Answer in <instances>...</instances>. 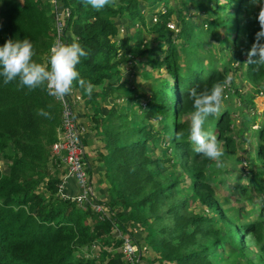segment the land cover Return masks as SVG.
I'll use <instances>...</instances> for the list:
<instances>
[{
  "label": "trees",
  "instance_id": "1",
  "mask_svg": "<svg viewBox=\"0 0 264 264\" xmlns=\"http://www.w3.org/2000/svg\"><path fill=\"white\" fill-rule=\"evenodd\" d=\"M157 1H163L164 4L159 9H151L155 20L150 23L140 5L141 0H118L117 7L106 6L101 11L85 7L80 0H57L56 5L52 4V0H0V46L10 38H28L33 44V60L47 64L49 48L53 44L56 14L59 10L65 13L64 32L70 31L87 52L77 65V70L80 77L90 81L95 88L89 96L78 84L75 85L84 93L89 105L94 109L99 108L101 115L108 119L116 115L125 120L115 125L116 138L106 142L107 152L101 155L112 175L109 179L111 187L114 190L122 187L123 196L125 199L128 196L130 200H126L127 203L143 207L153 218L155 223L152 224L159 225L161 230L156 232H167V236L159 243L163 248V260H168L170 264H215L217 257L226 261L217 250L219 246L226 247L228 243L231 248L227 251L233 252L246 245L245 237L249 234L255 242L261 240L264 218L248 221L243 227L228 220L217 203L212 182H209L211 177L203 169L208 159L194 151L195 146L189 142L190 125L178 118L193 110L192 102L187 100L191 88L210 90L214 83L223 82L231 76V70L235 73L237 67L233 66L229 55L223 57L217 46L213 50L221 68L211 61L206 67L203 64L195 66L193 61V66L187 67L188 71L185 72L186 65L181 62L182 49L188 48L189 40L197 35L199 28L197 24H192L180 6H171L169 0H143L152 5ZM223 1L207 0L205 6H199L205 10L213 3L211 10L217 16L207 20L211 32H214L213 27L218 19L225 29L233 26L230 28L232 45H236L237 38L243 36L245 42L239 52L245 53L250 50L255 33L259 31L256 19L259 8L252 0ZM183 2L179 0L178 4L185 7ZM231 5H236L233 18L226 11L233 7ZM174 12L179 26L175 33L168 26ZM221 12H225L224 16L219 14ZM116 16L125 17L132 23L140 21L136 42L133 43L129 35L114 38ZM199 27L208 30L201 25ZM143 33L148 36L145 41ZM64 38L67 40L65 35ZM148 41L158 43L159 49L163 47V55L159 53L155 57ZM141 54L150 67L163 66L168 74V77H161L158 88L144 102V108L140 105V99L133 101L139 111L143 110L144 117L155 116L160 119L161 133L155 132V135L151 131L153 125L150 120L146 121L147 124L136 126L135 131L126 128L127 117L138 118L142 115L132 104L126 107L115 102L107 106L97 100L98 96L115 97L110 93L123 87V81L114 86L111 79L120 76L122 66L132 65L130 61ZM241 63L245 65L246 78L257 85L256 89L263 88L264 67L257 68L242 59ZM104 80H108L106 84ZM171 88L176 89L173 97ZM252 94H246L244 105L253 103ZM41 108L51 112L53 118L37 116L36 112ZM60 110L59 102L42 88H22L18 80L5 85L3 78H0V156L8 162V171L0 170V264H96L92 258L82 253L76 254L78 250L90 248L95 240V233L84 222L87 215L94 214L93 211L83 210L74 201L62 199L57 194V184L64 170L57 173L45 171L48 163L55 160L52 143L58 135ZM232 111L234 108L228 107L219 116H214L216 136L223 141L227 153L235 152L238 143H241L236 140ZM99 120L106 124L105 120ZM136 131L142 135L141 138L134 136ZM178 133L182 134L179 139ZM170 136L177 149L174 158L166 154L157 156L147 153L149 140L154 143L157 138ZM258 136L261 141L257 144V158L264 164V123L258 130ZM82 141L84 144L83 137ZM169 160L178 161L189 171L193 178L188 186L190 195L211 212H188L185 210L186 199L174 198L180 179L166 176L172 172L167 165ZM251 162L255 165V168H251V175L255 178L252 190L261 195V207L264 209V186L256 183V177L262 170L254 159ZM38 181H42L45 195L36 189ZM166 219H169L170 224H166ZM119 224L124 233L133 234L124 223ZM122 256L121 252L117 253L108 262L128 264ZM259 258L264 262V256Z\"/></svg>",
  "mask_w": 264,
  "mask_h": 264
},
{
  "label": "rangeland",
  "instance_id": "2",
  "mask_svg": "<svg viewBox=\"0 0 264 264\" xmlns=\"http://www.w3.org/2000/svg\"><path fill=\"white\" fill-rule=\"evenodd\" d=\"M141 1L142 2L140 5L146 13L147 21L150 23L151 21L153 22L154 19L151 15V9H159L161 4H164L163 1H157L154 3V5H152L151 2L144 3L143 0ZM178 1L179 0H169L168 2L171 6H180L192 24H197L199 28L197 35H194L193 39L189 40L188 48L182 49L181 62L186 65L185 72L188 71L187 67L193 66V61L195 66H200L203 64L204 67H206V65H208L211 61L216 65V67L221 68L220 61L216 58L217 55H215V51L213 50L217 46L218 49L221 50L223 57L227 58V55H229L233 61V66L237 67L235 69V73H232L233 71L231 70L232 79L230 81V89L226 91L223 107L221 111L215 115L217 117L223 112L225 108L233 107V105L237 107L236 103L238 104L239 101L246 97L247 93H254L257 88L256 84L252 83L246 78L244 74L245 65H242L241 63V59L243 62H245L247 59L245 53L239 52V48L245 42L244 37H238V43L236 45H232V35H230V28H233V26L229 29H225L223 24L219 22V19L216 21L217 24L213 27L214 32H211L207 20L213 19L214 16H217V14L213 13L211 10V5H213V3L208 8L203 10L199 5L202 4L205 6L207 0H182L184 1L183 4H185V7L183 5H179ZM221 1L224 2L223 0ZM236 5H231L233 7H230L226 10L229 11V16L232 18L234 17L233 14L236 12L234 8ZM148 9L150 11H148ZM59 11L63 18L65 13L62 10ZM224 13L225 12H221L219 14L224 16ZM114 22L116 26V34L114 36L115 39L129 35L133 38V43L137 41V33L140 26L139 20H136V23H132V21L126 19L125 17L116 16L114 18ZM170 23H172L173 26L169 27L173 33H175L179 29L175 12L172 14V21ZM199 25L206 27L208 30L200 29ZM212 25H214V23ZM64 35L66 36L67 40L64 38ZM55 38L56 29L54 31L53 44L55 42ZM73 38L76 39V37H74L70 31H66L63 33L61 42L65 43L67 41V43H70L72 42ZM143 38L144 41L148 39L146 33H143ZM148 42L151 44L153 49L152 53L155 57L159 53L163 55V47L159 49L158 43L152 41ZM138 57L139 58L132 59L130 61L132 65H121L123 67V72L121 71L122 74L111 79L114 86L120 83V81H123V87H119L116 91L110 93L115 97L112 99L111 96L106 98H101L98 96L97 100H99L102 104L106 103L107 106H111L115 102L126 107H129V105L132 104L133 108L138 110V112H140L142 115H140L138 118H133L132 116L127 117L126 128H130L132 131H135L136 126L147 124L146 121L150 120V123L153 125L151 131L153 135H155V132L161 133L160 119L156 118L155 116L150 118L144 117L145 115H143V110L142 112L139 111L138 105L133 101L140 99V105L144 108L148 98H150L153 92L158 88L161 77H168V74L163 69V66L158 68L150 67V65L144 62L145 56L142 54ZM107 81L108 80H104V84H106ZM261 89L264 90V87ZM174 90L176 91L174 88L170 89L172 97L175 94ZM74 94H78L80 96L79 99L75 100V109L80 123L85 124H83L85 127L84 132H82L84 144H92L88 150L86 148V158L88 162H90V159H93V155L101 158V154H105L104 150L107 152V147L105 145L106 142L116 138V129L114 128L115 125L118 122L119 124H122L125 120L117 118L116 115H113L111 119L101 115L98 111L99 108L94 109L92 105H89V102H86V96H84V93L75 84L70 95ZM126 94H130V96ZM129 97L132 99H129ZM252 99L254 98L252 97ZM89 108H91V111L88 112ZM240 108L241 107H238V109ZM193 110L184 113L178 118V120H182L186 124L190 125V113ZM231 113L233 117V125L235 126L234 128L237 130L236 140L237 142L241 141V143H238V149L235 152L227 153L223 147V141L219 140L217 137L224 152V155L220 158L223 167L217 168L216 161H211L208 159L207 166L203 169L211 177L209 182H212L217 203L227 215L228 220L232 223H235L236 226L243 227L248 221H258L260 218H264V209L261 207L263 202L261 195L256 193L255 190H252L254 187L255 178H253L251 175V172H253L251 168H255V165L251 161L254 159L255 164H257L262 170L260 171L259 175L257 173L258 176L256 177V183L260 184L261 186H264V164L261 163L257 158V133L252 132L253 127L250 125V120L244 118V116L240 115L238 111H233ZM256 118L259 119L260 123L264 121L263 114L256 115ZM99 119L105 120L106 124L100 122ZM171 120L174 119L172 118ZM204 128L206 131H211L216 135L214 116L207 118ZM95 129L96 132H94ZM134 136L141 138L142 135L136 131ZM260 141L261 140H259V142ZM174 143L175 141L172 140L171 136L164 139L157 138V142L151 143V140L147 142L146 150L150 155L160 156L161 154H166L167 156L169 155L174 158L177 150ZM100 148H103V151L100 150ZM98 153H100V156ZM242 157H245L248 162L242 160ZM54 159L55 162L50 161L48 163V168L47 170L45 169V171L48 173H57L64 170L65 172L63 163L56 157H54ZM7 163V160L0 156V170L7 172ZM104 164L106 163L104 162ZM167 165L170 166L172 172L170 174L167 173L166 176L169 179H171L172 176L178 177L180 179L179 189L177 190V195L174 198L186 199L187 205L185 210H188V212L192 213L211 212V210L208 209L204 204L200 203L198 199L193 198L190 195L188 186L193 178L189 171L184 169V167L178 163V161L169 160ZM105 169L107 170L105 173L106 180L100 181V184H103V182L107 184L108 181H110L109 179L112 178V175L108 172L107 167H105ZM88 183L91 186L93 200H95V198H97L95 190H100L102 187L99 186L98 188L96 182L95 189L91 184L90 175ZM37 185L38 186L36 189L45 195L46 189L43 186L42 181H38ZM69 185L70 183H68V187ZM74 188L78 189L76 184L74 185ZM111 190L113 198L111 201L105 204L106 207L104 206L105 208L103 209L104 213L99 212L102 211V209H91L76 203L78 206L83 208V210L91 209L93 211L94 214L92 216L87 215L84 219V222L89 224L90 229L95 233V240L90 248L82 251L78 250L76 254L82 253L83 255L92 258L96 264H110L108 261L117 256V253L121 252V240L119 239V234H124V236H127L125 235L124 231H122V228L120 229L119 227V223L121 222L132 231V235L137 243L138 249L134 256V262L136 264H170L168 260L162 259L163 248L159 244L161 242L160 240L164 236H167V232H156L161 230L158 227L159 225L157 226L152 224V222H154L153 218L151 215H148L146 211H144L143 207L139 208V205H134L130 202L127 203V201L130 200L128 199V196L126 199L123 196L124 193L122 187H116L115 190L112 187ZM71 192L75 193L76 190ZM105 192L106 191H104V193H99L105 195ZM110 203L112 205H110ZM91 204L96 205L97 203L91 202ZM136 220H140L141 222L138 221V223ZM165 222L166 224H170L169 219H166ZM230 248L231 245L228 243L226 247L225 245H222L217 248L218 252L224 256L226 261H221V259L217 257L215 264H264V262L259 258L261 255L264 256V228L261 240L256 241L254 247L244 245L243 247L237 248V250L233 252L227 251ZM122 258L126 263L127 260L124 255Z\"/></svg>",
  "mask_w": 264,
  "mask_h": 264
},
{
  "label": "clouds",
  "instance_id": "3",
  "mask_svg": "<svg viewBox=\"0 0 264 264\" xmlns=\"http://www.w3.org/2000/svg\"><path fill=\"white\" fill-rule=\"evenodd\" d=\"M80 2L85 7L90 6L96 11H101L106 6H118V0H80ZM252 3L259 8L256 17L259 31L255 33L254 43L245 55L246 64H254L259 68L264 67V0H252ZM52 4L56 5L57 0H52ZM151 15L155 20L154 15ZM34 55L33 44L28 38L20 40L10 38L0 46V78H3V83L8 85L18 80L22 88L26 87L29 90L42 88L49 96L61 101L72 93L74 84H78L89 96L92 95L95 86L81 78L77 70L81 58L87 55L78 40L73 38L70 43H54L50 48L47 64L34 61ZM231 79L232 77L229 76L223 82L214 83L210 90L198 91L193 87L187 95V100L192 102L194 109L190 113L189 142L195 146L194 151L197 154L216 161L217 168L223 167L220 158L224 152L216 136L217 129L215 135L211 131H206L204 125L208 117L215 116L221 111L226 91L230 89ZM252 97L253 103L244 105V97L238 104L236 103L237 107L233 106V108L234 111H238L240 115L250 120L252 132L257 133V144H259L258 130L264 121L260 123L256 115H264V90L256 89ZM238 107L241 108L238 109ZM36 115L45 119L53 118L52 113L43 108L37 110ZM181 135L178 133L177 138L179 139ZM242 160L248 162L245 157H242ZM245 243L250 247L255 246V240L251 234L245 237Z\"/></svg>",
  "mask_w": 264,
  "mask_h": 264
},
{
  "label": "built area",
  "instance_id": "4",
  "mask_svg": "<svg viewBox=\"0 0 264 264\" xmlns=\"http://www.w3.org/2000/svg\"><path fill=\"white\" fill-rule=\"evenodd\" d=\"M173 26L172 23H169ZM56 38L55 42H61L64 33V22L60 15V11L56 14L55 21ZM52 47V46H51ZM50 55V51L49 54ZM49 58V56H48ZM48 62V60H47ZM227 84L225 85V87ZM78 94L69 95L63 101L57 100L60 104V125L58 128L57 139L52 143V151L56 158L63 163L65 168L64 174L61 176L57 184V194L62 199H68L75 203L81 204L91 209L101 210L104 213L106 207L104 203L99 202L96 198L93 200L91 186L88 183V160L86 158V149L82 141V132L85 127L79 122L75 109V100L79 99ZM73 180L77 185L76 192L69 190L68 183ZM91 202L97 203L96 205ZM105 206V207H104ZM124 236L119 234L121 240V252L125 256L128 264H136L134 256L138 249L137 243L130 233ZM137 258V256H136Z\"/></svg>",
  "mask_w": 264,
  "mask_h": 264
},
{
  "label": "crops",
  "instance_id": "5",
  "mask_svg": "<svg viewBox=\"0 0 264 264\" xmlns=\"http://www.w3.org/2000/svg\"><path fill=\"white\" fill-rule=\"evenodd\" d=\"M105 105H107V104L105 103ZM89 111H91V108L88 109V112ZM78 119H79V117H78ZM79 122H80V120H79ZM94 132H96V129H95ZM100 145H101V143H100ZM91 146H92V144L86 145L87 150ZM100 150L103 151V148H100ZM104 153H105V150H104ZM98 155L100 156V153H98ZM101 158L96 156V155H93V159H90V162H89V165H90V167H89L90 168L89 175H90L91 184L93 185V187L95 189H96V187H95V183L96 182H97L98 188H99V186L102 187V188H100V190L99 189L95 190V194H96L97 198L100 199L102 202H106L107 203V202L111 201V199L113 198L112 190H111L112 187H111L110 181H108V180H107L108 181L107 184H105L104 182H103V184H100V181L106 180V177H105L106 174L105 173L107 171L105 169V167H107L106 164H104L105 161H104V159H101ZM74 185H75V183L73 182V180H71L70 181V185H69V190H71V191L76 190L74 188ZM104 191H106L105 195L104 194L102 195V194L99 193V192L104 193Z\"/></svg>",
  "mask_w": 264,
  "mask_h": 264
}]
</instances>
